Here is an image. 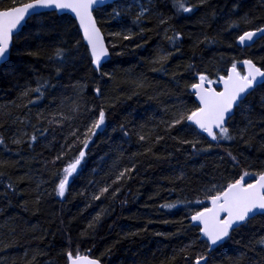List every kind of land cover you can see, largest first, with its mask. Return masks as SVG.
I'll return each mask as SVG.
<instances>
[{"label":"snow or ice","instance_id":"6c2138e0","mask_svg":"<svg viewBox=\"0 0 264 264\" xmlns=\"http://www.w3.org/2000/svg\"><path fill=\"white\" fill-rule=\"evenodd\" d=\"M107 6H111V12L106 19L101 10ZM240 7V0H235L225 23L215 35H210L205 29L211 28L219 15L212 0H171L168 14L156 7L155 0L146 3L141 0H133V3L126 0H111V3L110 0H0V70L6 75H16L15 68L10 66L14 54L43 57L46 66L53 70L52 75L44 76L33 68V79L18 86L16 98L0 104V129L3 130L0 131V148L12 153L11 146H15L16 155L21 156L24 151H35L34 146L41 143V138L48 140L50 131L52 139L43 145L45 148L52 146L57 128L62 133V143L51 158L37 153L43 171L48 173L47 180L30 172L14 179L9 170L17 168L19 160L0 156V184L3 185L0 195L9 204L10 197H20L19 206L25 211L29 210L30 198L35 212H39L40 205L50 196L63 201L70 194V183L82 171L89 145L98 133L107 131L106 89L101 87V81L116 82L115 72L106 68L114 56L124 55L116 49L127 48L125 41L143 38L146 31L152 30L146 25L155 18L153 27L162 33L171 50L160 49L150 61L151 71L167 72L168 61L182 51L180 42L185 35L173 21L180 17L191 18L204 8L205 14L198 21L201 32L192 43L193 57L200 45L206 48L224 45L221 39L224 33L232 37L226 47L234 54L217 50L209 62L212 67L202 62L198 68L191 60L184 65V71L194 81L184 88L195 98L194 104L189 105L177 97L171 107H163L164 116L159 120L131 128L122 123L119 130L125 137L134 135L142 145L143 151L133 154L134 157L160 159L154 149L161 142L171 140L173 150L163 158L184 155L186 164L193 162L190 171L181 167L169 178L173 185L169 191L179 189L183 193L196 177L198 184L192 189L194 194L181 195L175 201L158 206L167 210L183 207L188 210L186 215L176 222L179 225L176 233L156 234L195 233V236L161 264H174L177 256L187 264H217L216 253L229 243L239 247L234 255L226 257L227 264H264V228L256 230L254 225L258 217L264 220V54L255 51L264 49V0L258 2V13L237 15ZM126 17L131 18V26L123 24L121 30L106 36V23L123 21ZM45 37H54L48 48L31 46L33 39ZM135 46L142 45L137 42ZM78 66L84 67L85 75L72 79V72ZM63 75L69 77V83L60 87L71 89L72 95L63 96L53 109L41 108V101L51 89L57 88ZM177 75L182 74L174 72L172 79L176 80ZM53 79L57 83H53ZM89 83L93 97L101 101L99 105H89L86 100ZM132 83L134 89H143L147 81L137 78ZM82 116L86 120L76 123ZM232 146L244 150L255 148L261 155L253 160L239 149L234 153ZM212 156H215L213 169L208 172L207 158ZM136 171L137 165L132 162L130 166L116 168L110 182L90 181L97 187L89 199H115ZM25 181L27 187L20 188ZM46 185H50L51 190ZM100 220L98 213L79 237L92 235ZM60 223L64 221L61 219ZM15 233L14 227L9 229L10 235ZM46 237L47 232L42 230L41 235L34 238L43 241ZM9 247L10 241L0 242V252L6 253ZM43 254L46 253L37 249L29 258L26 252L23 264H36L37 256ZM59 254L66 264H101L91 248L81 250L80 243L74 242L70 233L65 234V245Z\"/></svg>","mask_w":264,"mask_h":264},{"label":"trees","instance_id":"16d2710c","mask_svg":"<svg viewBox=\"0 0 264 264\" xmlns=\"http://www.w3.org/2000/svg\"><path fill=\"white\" fill-rule=\"evenodd\" d=\"M127 3H133V0H126ZM147 2V0H141ZM235 0H212V6L216 7L218 17L212 22L211 28L205 30L210 35H215L216 31L225 23L228 14ZM259 0H240L241 7L237 15L244 12L258 13L257 8ZM156 7L160 11L168 14L171 12V0H155ZM107 19V14L111 12V6L101 10ZM205 14V9L201 8L191 18L180 17L173 21L175 27L185 35L181 43L182 51L172 56L167 64V72L151 71L153 60L161 48L171 50V45L163 38L153 23L146 27L152 29L146 31L143 38L135 41L123 42L129 45L127 48L118 47L116 51H123L124 55L114 56L106 65L107 70L114 71L116 82L101 81V87L106 89L105 106L107 111V131L94 138L93 143L89 145L85 162L82 163V171L70 183L69 195L61 201L55 196L48 197L41 205L39 212L34 211V205L29 198L28 211H25L19 204L22 202L20 197H10L9 204L2 195H0V242H11V247L7 252H0V264H23L25 253L29 258L34 250H40L43 255L37 256L36 264H66L65 258L60 255L65 245V234L70 233L74 242H79L81 250L91 248L92 254L99 257L103 264H161L171 258L174 250H178L183 244H187L189 239L195 236V233L161 236L156 233L174 234L178 230V221L183 218L187 209L181 207L172 210L159 209L158 206L165 202H171L178 199L181 195H193L192 189L197 187L196 177L189 182V185L181 193L179 189L175 192L169 191L173 185L169 182L176 171L185 167L190 171L193 162L185 161L184 155L179 158L165 159L168 151L173 150V142H161L154 151L161 157L156 159L153 156H133L135 153L143 151V147L137 142L133 135L131 138L123 136L119 130L122 123L128 124L129 128L143 124L151 123L153 119L159 120L164 116L162 111L164 106L171 107L177 102V97L186 101L189 105L195 103V98L188 94L184 88L185 84L194 82L189 73L184 71V65L190 60L198 68L204 65L212 67L209 63L217 50L225 53H233L226 44L232 37L224 33L221 37L224 45H212L206 48L204 45L196 50V56L193 57L192 43L195 36L201 32V25L198 23L201 16ZM123 24L131 26V18L126 17L123 21L111 20L104 25V31L107 36L109 32L119 31ZM111 41V37H108ZM54 37H45L43 39H33L30 44L33 48L43 45L48 48ZM141 47H136V43ZM23 46V44L21 45ZM258 54H264V49L255 50ZM234 54V53H233ZM202 58V59H201ZM46 60L35 57L13 55L10 60V66L15 68L16 75H6L0 70V104L6 103L10 99H15L18 86H23L26 81L33 79L34 68L44 76L52 75L51 67L46 66ZM179 72L176 80L172 79V73ZM85 75V69L82 66L72 72V79H77ZM137 78H146V86L143 89H134L133 81ZM176 81H179L177 84ZM53 83H57L53 79ZM69 77L63 75L59 80L56 89H51L46 98L41 101L40 107L43 109H53L63 96L72 95L71 89L60 87L67 85ZM91 83L89 91L85 94L89 105L101 103L93 97L91 93ZM135 93V94H134ZM114 105V106H109ZM35 108L33 111L35 112ZM81 117L80 121H85ZM116 128V131H113ZM0 131H3L0 129ZM55 141L50 148L43 147L52 139L50 131L48 140L41 138V143L34 146L35 151H24L21 156L16 155L15 146L12 153H5L0 148V156L19 160V165L15 169H10L13 178L23 176L30 172L35 176H43L48 179V173L43 171L41 158L37 153H43L44 158H51L62 143L61 129L57 128L55 132ZM230 146V145H226ZM234 153L239 149L244 152L246 157L253 160L261 154L255 148L244 150L239 146H232ZM130 157L133 159L130 161ZM215 156L207 158L206 171L212 172ZM134 162L137 165V171L133 173V179L128 180L123 185L122 190L115 199H104L91 201L89 199L92 191L97 187L96 182H110V177L116 168L130 166ZM115 165V167H114ZM227 167V165H225ZM227 174V173H226ZM20 188L27 187V181L21 183ZM51 190L50 185H46ZM84 195H80L81 192ZM3 192V185L0 184V193ZM90 205V206H89ZM101 215V220L92 235L84 238L79 237L88 223L97 214ZM61 219L64 221L60 223ZM167 220L169 223H164ZM151 221V222H149ZM187 223V221H185ZM256 230L264 228V220L259 217L254 222ZM16 229L15 235L9 234V229ZM46 231L47 237L43 241L35 239ZM138 233V235H128ZM247 234V233H246ZM239 239V237H238ZM239 245L229 243L223 249L216 253L219 258L217 264H227L226 257L235 254ZM174 264H187V261L181 260L177 256Z\"/></svg>","mask_w":264,"mask_h":264},{"label":"water","instance_id":"95a60500","mask_svg":"<svg viewBox=\"0 0 264 264\" xmlns=\"http://www.w3.org/2000/svg\"><path fill=\"white\" fill-rule=\"evenodd\" d=\"M110 3H111V0H110ZM101 264H103V263L101 262Z\"/></svg>","mask_w":264,"mask_h":264}]
</instances>
